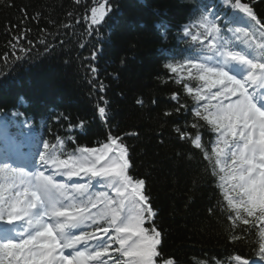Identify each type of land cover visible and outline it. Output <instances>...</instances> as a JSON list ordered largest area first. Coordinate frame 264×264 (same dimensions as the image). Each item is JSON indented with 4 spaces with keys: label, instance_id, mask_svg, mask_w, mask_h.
I'll use <instances>...</instances> for the list:
<instances>
[{
    "label": "trees",
    "instance_id": "16d2710c",
    "mask_svg": "<svg viewBox=\"0 0 264 264\" xmlns=\"http://www.w3.org/2000/svg\"><path fill=\"white\" fill-rule=\"evenodd\" d=\"M194 2L110 0L112 11L98 26L97 37L87 34L91 21L85 22L92 0H0V158L19 151L36 159L44 142L56 144L58 138L71 152L99 148L109 133L120 136L129 148V174L145 180L157 211L159 260L237 264L234 258L240 256L241 261L261 262L258 233L243 231L249 227L243 224L233 233L224 191L209 160L191 138L181 140L175 131L180 127L190 136L199 131L214 163L212 140L218 133L195 116L193 97L202 82L184 72L176 83L177 74L164 67L184 59L188 42L182 39V28ZM256 12L264 19V0ZM94 49L96 60H86ZM17 56L24 59L16 61ZM90 63L98 69L94 83L106 86L103 93L93 94ZM185 83L194 89L192 94ZM173 94L178 101L171 99ZM101 95L108 101L106 122L97 108L104 106ZM180 105L184 107L177 112ZM192 123L200 127L194 129ZM93 184L105 191L95 180ZM229 194L234 193L229 189ZM232 234L240 239H230Z\"/></svg>",
    "mask_w": 264,
    "mask_h": 264
},
{
    "label": "snow or ice",
    "instance_id": "6c2138e0",
    "mask_svg": "<svg viewBox=\"0 0 264 264\" xmlns=\"http://www.w3.org/2000/svg\"><path fill=\"white\" fill-rule=\"evenodd\" d=\"M222 2L232 10L231 16L221 13L214 0L202 3L182 28L183 36L199 45L197 54L164 67L177 74L176 83L184 79V72L202 82L193 97L195 116L219 134L212 149L214 163L199 131L194 136L180 127L175 131L181 140L191 138L195 148L203 151L224 191V211L232 221L233 233L241 224L249 226L245 232L255 230L259 259L264 261V19L256 12L262 0ZM92 5L90 18L85 17V22L91 21L87 34L98 37V26L112 6L110 0H92ZM49 50L46 46L45 51ZM96 58L95 49L85 57L93 62ZM21 59L16 57V61ZM88 68L93 94L103 93V82L94 83L98 69L94 63ZM184 87L193 93L186 83ZM99 99L104 106L97 104L98 113L106 122L108 101L103 95ZM171 99L178 101L175 94ZM199 101L207 103L200 105ZM191 127L200 126L192 123ZM107 139L99 148L77 147L71 152L64 150L59 138L56 144L44 142L39 164L40 168L49 166V175H45L49 169L28 170L26 164H10L13 157L7 153L0 158V264H157L156 258L162 256V232L154 222L157 211L146 194L145 180L129 174L132 163L123 138L109 133ZM62 155L67 158L61 159ZM85 177L86 182H81ZM93 180L108 191H93ZM230 239L240 236L232 234ZM234 259L237 264H249L240 256ZM162 264L174 262L164 259Z\"/></svg>",
    "mask_w": 264,
    "mask_h": 264
}]
</instances>
